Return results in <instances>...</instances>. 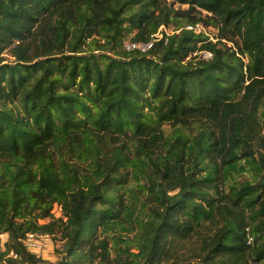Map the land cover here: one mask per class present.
Masks as SVG:
<instances>
[{"label":"trees","instance_id":"obj_1","mask_svg":"<svg viewBox=\"0 0 264 264\" xmlns=\"http://www.w3.org/2000/svg\"><path fill=\"white\" fill-rule=\"evenodd\" d=\"M263 115L264 0H0V262L264 264Z\"/></svg>","mask_w":264,"mask_h":264},{"label":"built area","instance_id":"obj_2","mask_svg":"<svg viewBox=\"0 0 264 264\" xmlns=\"http://www.w3.org/2000/svg\"><path fill=\"white\" fill-rule=\"evenodd\" d=\"M186 29L193 30V31L197 32L198 34L203 33V30L205 31V27L202 24L188 25V26H186ZM180 31H181V29L172 31L170 33L165 26H161L156 33L151 35L150 40H148V41L127 40L124 43V48L127 51H139L142 53H149L157 42L164 40L165 43H167V41H168L167 36H169L175 32L179 33ZM202 56L206 59H210L212 57V53L204 52L202 54ZM49 237L50 236L47 233L28 232L24 238V243L30 252L37 254V252L40 249H42L44 241L47 240ZM251 241H252V237H249V242H251ZM5 264H7V263H5Z\"/></svg>","mask_w":264,"mask_h":264},{"label":"rangeland","instance_id":"obj_3","mask_svg":"<svg viewBox=\"0 0 264 264\" xmlns=\"http://www.w3.org/2000/svg\"><path fill=\"white\" fill-rule=\"evenodd\" d=\"M167 30L171 33L172 31H175L174 27H167ZM203 33H205L206 35H208L210 37V39H212L213 41H216L215 39V34H217V30L214 27H205V31L203 30ZM6 58L7 60H13V57H11L9 54H6ZM263 121H264V115H263ZM164 129L169 132L171 130V128L166 125L164 127ZM236 177L241 180V181H245L247 179L250 178V176L248 175V173L244 172V173H238L236 175ZM54 214L56 217L61 216V208L59 206H55L54 208ZM50 219L45 220V222H48ZM44 222V221H41ZM112 235H117L118 233L116 232H112ZM49 238L47 240L44 241L43 247L42 249H40L37 252V255H39L41 258H43L44 260L51 262V263H56L59 260V256L56 252V248L59 244L58 242V237H56L55 235H50L49 234ZM111 238V237H110ZM8 240V236L7 234H2L1 236V244L4 245V243ZM114 244V241L111 240V246ZM0 264H5V263H1Z\"/></svg>","mask_w":264,"mask_h":264}]
</instances>
